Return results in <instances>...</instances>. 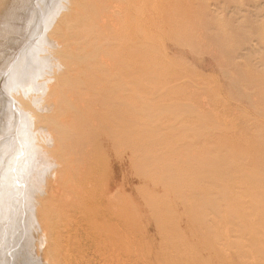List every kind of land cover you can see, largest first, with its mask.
I'll list each match as a JSON object with an SVG mask.
<instances>
[{"label": "bare ground", "instance_id": "bare-ground-1", "mask_svg": "<svg viewBox=\"0 0 264 264\" xmlns=\"http://www.w3.org/2000/svg\"><path fill=\"white\" fill-rule=\"evenodd\" d=\"M149 1L0 0V150L11 142L19 146L15 155L28 156L31 172L21 157L9 166L15 188H26L33 210L27 227L37 234L35 244L25 227L27 242L16 250L23 219L5 218L0 207V264H32L28 256L41 264H82L83 253L92 254L88 264H136L135 255L138 262L163 261L160 247L149 253V244L133 255L131 234L132 80L144 71L151 27L164 29L176 18L164 10L167 2L153 0L163 15L150 21L143 11ZM175 251L176 264H226L220 256L189 262ZM254 251L231 264H264Z\"/></svg>", "mask_w": 264, "mask_h": 264}, {"label": "rangeland", "instance_id": "rangeland-1", "mask_svg": "<svg viewBox=\"0 0 264 264\" xmlns=\"http://www.w3.org/2000/svg\"><path fill=\"white\" fill-rule=\"evenodd\" d=\"M162 1L176 18L164 29L151 27L144 71L132 80L133 255L149 244V253L160 247V264H176L171 256L177 249L189 262L220 256L231 264L258 250L264 263V0ZM148 3L143 11L150 21L163 15ZM13 144L2 148L7 157L0 155V207L5 218L25 222L21 238L20 231L16 235L18 250L27 242L24 228L33 210L26 188L21 193L12 182L11 159L21 157L26 165L20 168L31 172L25 171L26 152L15 155L19 146ZM26 231L36 244L37 234ZM33 257L32 264H41ZM91 257L83 253L80 263ZM133 260L150 264L136 255Z\"/></svg>", "mask_w": 264, "mask_h": 264}]
</instances>
